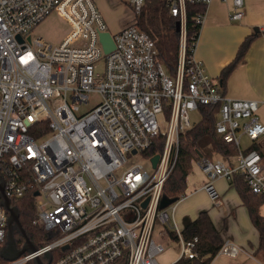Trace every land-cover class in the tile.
Wrapping results in <instances>:
<instances>
[{
    "label": "built area",
    "instance_id": "1",
    "mask_svg": "<svg viewBox=\"0 0 264 264\" xmlns=\"http://www.w3.org/2000/svg\"><path fill=\"white\" fill-rule=\"evenodd\" d=\"M188 1L209 2L167 0L180 26L170 74L154 40L135 24L144 0H128L132 17L110 33L114 47L107 53L100 41L107 24L94 0H0V183L11 201L32 194V224L53 238L0 264H25L35 256L45 261L47 251L49 264H161L167 230L178 246L168 264L197 257V237L185 239L170 223L176 202L159 203L180 135L193 125L189 113L201 105H218L215 132L238 147L227 160H194L206 177L202 188L214 196V179L241 174L253 193H264V149L244 152L240 139L264 133L258 100L226 96L193 56L196 39L186 56ZM233 2L230 18L240 19L242 0ZM51 14L69 27L57 42L31 33ZM203 16L196 13L194 23L200 26ZM101 58L102 71L95 72ZM92 93L99 100L81 110ZM159 135L163 144L153 165L155 154L146 151ZM136 154L141 161L132 159ZM7 216L0 198V251ZM157 222L165 228L155 232ZM218 253L234 257L239 248L226 241Z\"/></svg>",
    "mask_w": 264,
    "mask_h": 264
},
{
    "label": "trees",
    "instance_id": "2",
    "mask_svg": "<svg viewBox=\"0 0 264 264\" xmlns=\"http://www.w3.org/2000/svg\"><path fill=\"white\" fill-rule=\"evenodd\" d=\"M206 4L201 2H186V56L190 55L188 45L197 39L200 26L194 23L193 16L205 11ZM177 18L172 16L168 9L167 0H144V5L138 12L135 24L145 31L155 42L157 57L163 63L170 74H175L179 56V32L175 28ZM130 22V21H129ZM128 23V22H127ZM264 31V29H263ZM259 35L254 32L246 36L240 43L234 59L225 66L219 75V84L223 85L225 78L231 70L243 60L244 54L251 41ZM223 92V91H222ZM218 105H201L199 111L201 119L196 124L185 130L180 135L179 153L176 164L162 187V196L179 200L185 192L186 177L191 170V161L199 156L213 159L215 154L229 159L238 152L234 143L225 142L215 132V119ZM163 144L161 135L154 137L152 144L147 149V154L158 153ZM256 149L263 154L261 143L253 141L244 152ZM242 203L247 208L251 223L258 231V245L254 252L264 254V215L260 212V206L264 203V193L255 194L248 187L243 175L233 174L230 178ZM12 203L17 207L19 221L25 234L36 245H43L52 240V232L46 231L32 224L36 215L34 198L28 193L19 198H12ZM185 239L197 237L195 251L197 257L179 259L176 264H209L217 255L224 244L220 231L213 224L206 210L200 211L197 216L189 221L181 230ZM170 237V232L166 233ZM162 237L165 238V235ZM21 240L22 237H21ZM54 258V252H52ZM0 261H5L0 257ZM25 264H33L27 262Z\"/></svg>",
    "mask_w": 264,
    "mask_h": 264
},
{
    "label": "crops",
    "instance_id": "3",
    "mask_svg": "<svg viewBox=\"0 0 264 264\" xmlns=\"http://www.w3.org/2000/svg\"><path fill=\"white\" fill-rule=\"evenodd\" d=\"M241 8L243 16L240 19H231L230 14L235 9L233 0H209L195 42L193 56L203 63L205 72L219 82L222 69L234 59L243 39L258 31L259 35L249 44L243 60L235 65L221 87L228 97L258 100L256 117L264 125V0H242ZM255 27L258 28L257 31H254ZM243 136L247 143L244 146L241 145L242 149L247 148L253 141L261 143L264 149V133L255 140L248 139L244 134L240 135V139ZM214 158L224 159L218 154H215ZM192 162L194 160L191 164ZM189 174L185 181L187 187L184 195L176 201L171 220L182 229L200 211L206 210L225 242L235 244L239 252L242 251L247 256L257 255L254 251L258 245V231L251 223L247 208L242 203L230 178L214 179L212 186L215 194L211 196L202 188L206 181L204 174L201 172L196 180L189 181L190 186L187 180ZM161 238L164 237L161 236ZM169 238L172 239L171 233ZM214 260L215 257L209 264H213Z\"/></svg>",
    "mask_w": 264,
    "mask_h": 264
},
{
    "label": "rangeland",
    "instance_id": "4",
    "mask_svg": "<svg viewBox=\"0 0 264 264\" xmlns=\"http://www.w3.org/2000/svg\"><path fill=\"white\" fill-rule=\"evenodd\" d=\"M95 5L98 7L102 13L104 20L107 24V30L113 34L120 27H122L125 21H128L132 17V11L128 5V0H94ZM129 23V22H128ZM127 24V23H126ZM68 24L57 14H51L47 16L41 23H39L36 28L31 32L32 35H40L44 39L57 42L63 38L65 33L68 31ZM103 58L97 61L95 65V72L102 71ZM218 81V80H217ZM219 83V82H218ZM220 85V84H219ZM100 96L97 93H92L89 98V103L82 106L81 110H85L90 106H93ZM189 118L192 124H196L201 119V113L199 110H193L189 113ZM159 122L161 128L164 127L165 123L162 117H159ZM247 143L246 138L243 136L241 139V145L244 146ZM134 161H141L142 157L139 154L132 156ZM200 169L198 165L194 162L191 164L190 174L187 178L188 185L190 186L191 180H196L200 175ZM187 187V183H186ZM189 188V187H188ZM187 192V190H186ZM37 199H41L40 196ZM261 213L264 214V205L261 206ZM170 223H174L170 220ZM179 228L181 227L178 225ZM165 227L158 222L155 224V232L159 229H164ZM157 234V233H156ZM165 244V250L158 257L161 264H168L174 261L177 257L178 246L174 238L170 239L167 235L166 238H160ZM23 241V240H22ZM21 241V244H22ZM213 264H264V254L245 255L242 251L238 253L235 257H231L222 253H218L215 256ZM31 263V261H30ZM33 263V262H32Z\"/></svg>",
    "mask_w": 264,
    "mask_h": 264
},
{
    "label": "water",
    "instance_id": "5",
    "mask_svg": "<svg viewBox=\"0 0 264 264\" xmlns=\"http://www.w3.org/2000/svg\"><path fill=\"white\" fill-rule=\"evenodd\" d=\"M175 28L179 32L180 26L178 21H176ZM257 30L258 28L255 27L254 31ZM100 41L102 43L104 52L107 53L113 49L114 42L109 31H105L100 34ZM157 157L158 156L156 154L152 157L153 165H155ZM0 198L2 205L8 212L6 244L0 251V256L5 260H14L24 252H32L37 250V245L25 234V231L19 221L18 209L12 203L11 199L4 193L2 183H0ZM174 201L175 199L162 196L160 199L159 208H164ZM143 204H145V202ZM15 232H17L23 238L22 244L19 247L16 244ZM44 258L46 259L45 261H43L42 257L35 256L33 258V264H49L51 253L49 251L45 252Z\"/></svg>",
    "mask_w": 264,
    "mask_h": 264
},
{
    "label": "flooded vegetation",
    "instance_id": "6",
    "mask_svg": "<svg viewBox=\"0 0 264 264\" xmlns=\"http://www.w3.org/2000/svg\"><path fill=\"white\" fill-rule=\"evenodd\" d=\"M15 239H16V244L19 247L21 245L22 240H21V236L17 232H15Z\"/></svg>",
    "mask_w": 264,
    "mask_h": 264
}]
</instances>
